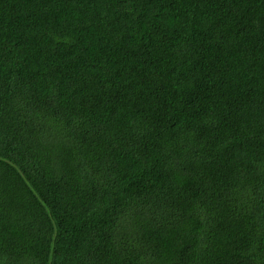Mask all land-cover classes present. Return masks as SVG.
<instances>
[{"label":"trees","instance_id":"1","mask_svg":"<svg viewBox=\"0 0 264 264\" xmlns=\"http://www.w3.org/2000/svg\"><path fill=\"white\" fill-rule=\"evenodd\" d=\"M0 264H264V0H0Z\"/></svg>","mask_w":264,"mask_h":264}]
</instances>
